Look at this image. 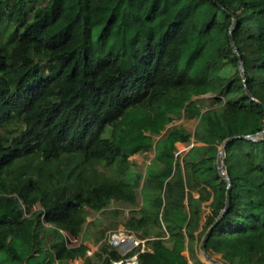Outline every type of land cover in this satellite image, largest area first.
Segmentation results:
<instances>
[{
    "label": "trees",
    "instance_id": "16d2710c",
    "mask_svg": "<svg viewBox=\"0 0 264 264\" xmlns=\"http://www.w3.org/2000/svg\"><path fill=\"white\" fill-rule=\"evenodd\" d=\"M66 2L0 0V264L118 260L102 231L84 255L85 208L136 204L141 176L128 172V156L137 151L129 148L132 138L144 139L154 153L139 185L137 215L123 225L139 238L167 234L173 252L151 246L136 253V264H187L183 250L199 263V238L224 203L215 155L233 136L229 118L238 111L263 115L264 0H75L72 18ZM205 3L214 8L206 32L220 34L203 83L217 97L191 99L187 69L195 55L178 68L176 54L190 14ZM232 18L243 81L229 42ZM217 76L224 81L215 83ZM129 112L145 121L135 134L125 141L101 137ZM181 116L197 119L192 134L177 125L164 129ZM146 131L159 137L153 141ZM189 137L195 144L174 155L175 142ZM222 168L230 181L228 206L204 250L225 264H264V138L229 140ZM42 222L51 225L47 247ZM60 230L82 242L67 246Z\"/></svg>",
    "mask_w": 264,
    "mask_h": 264
},
{
    "label": "rangeland",
    "instance_id": "374dc122",
    "mask_svg": "<svg viewBox=\"0 0 264 264\" xmlns=\"http://www.w3.org/2000/svg\"><path fill=\"white\" fill-rule=\"evenodd\" d=\"M75 0H67L66 2V15L68 18H72L75 12ZM214 14V8L209 4L205 3L204 5L197 7L193 10L190 14V30L188 31V35L186 38L179 42L178 50L176 54V65L178 68H182L184 66L185 61L188 58H191L195 55L192 60V64L187 69V76L191 81L192 84V94L191 99H200V98H215L217 95L210 91L208 84L203 83V78L205 76V62L208 60H216L217 57V49L219 46V34L220 31L217 28H212L210 33L207 34L206 26L212 19ZM77 39H74L73 43H76ZM238 67V66H237ZM224 77L217 76L214 80L215 83L223 82ZM209 108H215L219 104L217 103H210ZM170 115V113L168 114ZM197 123L196 118H184L173 117L172 120L164 126V129L169 128L173 125L181 126L184 130L192 134L194 126ZM229 126L228 130L231 135H248L253 140L263 139L264 132H263V119L259 117L256 113H244L241 111L235 112L229 118ZM145 124V121L142 120L141 116L135 112H129L126 120L123 123H119L118 126L111 131L112 126H106L101 134V137H113L118 139V135H120V139L125 141L129 135L135 134L138 128ZM164 129L161 130L160 134L164 132ZM145 135H149L150 138L155 141L159 135L149 134L147 131L144 132ZM145 140L139 138H132L130 140L129 148H137V151L132 153L128 156V160L131 162L129 167V171H134L141 176L139 180V185L143 182L142 176L144 171L148 168L150 164H152L153 158V147L144 146ZM191 143V144H190ZM195 144L192 142V139H186L184 142H176L175 143V150L174 155L181 156L183 152H185L190 145ZM219 148V146H218ZM217 148V149H218ZM223 156V154H222ZM100 170H104V168L99 167ZM130 182V180H129ZM139 185L136 187V204L135 205H128L119 202L110 201L107 207L103 209L101 212H96L85 208L87 215L86 220L84 222V234L83 239L91 244V241H95L97 237L101 234L102 237L111 230L115 229L118 225H123L128 218L137 215V212L140 207V203L142 201V197L139 191ZM194 197H196L197 192L193 191ZM208 201H204L201 205V221L203 220V213L207 211V208L204 207ZM39 208L38 204H34L32 209ZM51 225L48 223L42 222V228L44 234V246L47 247L50 240L52 239L51 234L49 233L48 228ZM124 226V225H123ZM162 231V229H156L154 232ZM136 234V233H135ZM43 233L40 232L39 236H42ZM167 234L164 233L163 237H156L150 235L147 240V246L150 248L151 246L158 247L164 249L166 253L172 254V250L168 247V243L166 242ZM201 237V236H200ZM101 239V238H100ZM200 241V238H199ZM197 243V242H195ZM199 243V242H198ZM182 254L186 257L187 264H194L190 259L187 257V253L185 250L182 251ZM195 254L199 263L196 264H211L209 261L205 260L201 255L199 249L195 250ZM209 257H212L219 261L222 264H225L222 259L219 257L218 254L212 253L209 254ZM80 262V259H76L73 263ZM100 264V262H99Z\"/></svg>",
    "mask_w": 264,
    "mask_h": 264
},
{
    "label": "built area",
    "instance_id": "2783aa9c",
    "mask_svg": "<svg viewBox=\"0 0 264 264\" xmlns=\"http://www.w3.org/2000/svg\"><path fill=\"white\" fill-rule=\"evenodd\" d=\"M67 246L79 245L82 241L79 236H69L61 231ZM107 241L113 246L120 255L118 260L111 261L113 264H136V253L148 249L147 240L149 238H139L128 231L123 225H118L115 229L106 234ZM86 249L84 255L89 256L95 248L94 244L82 242ZM128 253H130L128 255Z\"/></svg>",
    "mask_w": 264,
    "mask_h": 264
},
{
    "label": "water",
    "instance_id": "95a60500",
    "mask_svg": "<svg viewBox=\"0 0 264 264\" xmlns=\"http://www.w3.org/2000/svg\"><path fill=\"white\" fill-rule=\"evenodd\" d=\"M233 25H234V18L231 19V23L229 25V29H228V35H229V42H230V46L232 48V51L235 53L236 58H237V66H238V72L242 78L243 81V68H242V62L240 60V55L236 52V48L234 46V43L232 41L231 38V30L233 29ZM245 93L248 97L252 98L251 95L248 93V91L245 89ZM263 109V115H262V119H263V132H264V105L262 106ZM236 137H241V138H246V139H251L253 140L251 137H249L248 135H233V136H229L227 138H225L219 145V148L216 151V155H215V166H216V170L219 173V175L224 179V181L226 182L225 185V192H224V203H223V207L221 208V210L218 212L217 216L215 217V219L213 220V222L208 226V228L203 232L200 241L198 243V249L201 253V255L203 256V258L207 261H209L211 264H222L219 261H217L216 259L209 257V255L205 252L204 250V243L205 240L212 228V226L215 224V222L219 219V217L224 213V211L226 210L227 206H228V201H229V196H228V188H229V178L225 172V170L222 168V154L224 153V149H225V144Z\"/></svg>",
    "mask_w": 264,
    "mask_h": 264
},
{
    "label": "clouds",
    "instance_id": "9594fccd",
    "mask_svg": "<svg viewBox=\"0 0 264 264\" xmlns=\"http://www.w3.org/2000/svg\"><path fill=\"white\" fill-rule=\"evenodd\" d=\"M175 143H176V142H175ZM190 144H191V143H190ZM190 146H191V145H190ZM190 146H189V147H190ZM60 232H61V230H60ZM61 234H62V233H61ZM81 241H82V240H81ZM84 242H86V241H84ZM88 244H89V243H88Z\"/></svg>",
    "mask_w": 264,
    "mask_h": 264
},
{
    "label": "crops",
    "instance_id": "0c3cea01",
    "mask_svg": "<svg viewBox=\"0 0 264 264\" xmlns=\"http://www.w3.org/2000/svg\"><path fill=\"white\" fill-rule=\"evenodd\" d=\"M175 145V144H174ZM88 243V242H87Z\"/></svg>",
    "mask_w": 264,
    "mask_h": 264
}]
</instances>
